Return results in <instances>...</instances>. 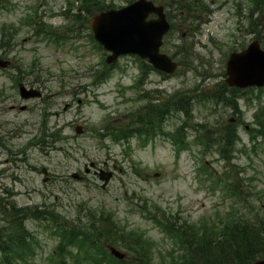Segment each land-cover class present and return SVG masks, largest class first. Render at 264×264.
<instances>
[{
	"label": "rangeland",
	"instance_id": "obj_1",
	"mask_svg": "<svg viewBox=\"0 0 264 264\" xmlns=\"http://www.w3.org/2000/svg\"><path fill=\"white\" fill-rule=\"evenodd\" d=\"M99 1L108 10L136 0ZM82 2L5 0L0 4V56L12 61L9 70L0 69V203L54 211L75 229L89 227L87 216L104 213L103 218L149 240L154 264H171L179 247L149 214L212 226L229 214L251 215L254 206L264 207V141L250 140L256 114L264 113V88L232 92L226 86V96L235 98L240 113L196 101L220 91L231 53L256 40L264 49V0H155L172 22L162 48L180 65L172 75L155 69L142 75V67L149 64L133 55L107 65L108 53L93 39L92 16L85 13ZM106 67L97 84L95 77ZM20 82L41 89L43 98L22 100ZM176 94L196 98L191 116L170 112L162 135L152 141L134 136L116 142L103 130L122 125L141 108L161 107ZM22 105L26 111L20 110ZM239 117L244 120L238 128L241 141L229 160L215 148L196 144L198 132L192 125L200 130L210 125L219 131ZM78 126L84 130L81 135L76 133ZM182 126H188L184 149L168 135ZM47 129L61 140L40 142ZM101 168L114 172L105 189L94 173ZM75 172L84 179H72ZM4 223L0 218V230ZM45 223L25 221L36 250L27 261L18 259L15 264H96L95 258L108 259L97 250L78 253L77 246L61 254L60 237L52 234L55 225ZM4 239L0 231V244ZM116 247L127 252L121 245ZM0 264H8L1 252Z\"/></svg>",
	"mask_w": 264,
	"mask_h": 264
},
{
	"label": "trees",
	"instance_id": "obj_2",
	"mask_svg": "<svg viewBox=\"0 0 264 264\" xmlns=\"http://www.w3.org/2000/svg\"><path fill=\"white\" fill-rule=\"evenodd\" d=\"M82 6L85 7V13L89 16L110 8L105 5L103 7L99 0H83ZM76 17L80 18L79 15ZM144 65V73L147 69H152L150 65ZM107 70L106 67L95 77L97 84L101 83ZM225 89L226 85L224 84L220 86V91H214L201 100L188 97L186 94H176L172 96L173 99H168L167 103L161 107L150 105V107L141 108L132 115L131 119L130 115L127 116L121 122L122 125L114 128L106 127L103 130L116 142L128 141L134 136L142 137L148 142L149 139L161 133L165 116L170 112L174 111L177 114L190 117L194 100L200 103L203 101L212 102L216 106L224 105L233 109L234 112L240 113L237 101L235 98L227 97L228 92ZM232 91L240 92L238 89H232ZM146 95L147 93H145V98H147ZM237 120V123L228 121L219 131L210 125L203 126L201 130L197 128L199 126L192 125L191 127L196 128L195 131L198 132L196 144H205L210 148L217 146L221 157L229 160L235 146L241 141L238 128L239 124L244 123V120L240 117ZM186 127L188 126H182L180 131L174 134L181 149L185 148L184 128ZM251 130L253 143L261 139L264 141V113L262 111L256 114L255 127H252ZM50 139L53 143L61 140L56 138V133H49V129H47L40 142L46 143ZM233 193L236 194L237 191L234 189ZM54 213L48 209L19 208L10 202L0 203V218L5 222L4 228L0 230L5 236V239L1 240L0 252L5 262L15 264L14 261L18 259L27 261L34 255L36 250L34 238L25 225L26 220L32 219L42 224L46 222L47 227L55 225L56 228H52V234L60 237L58 249L62 253L66 252L68 247L77 246L78 253L86 252L89 247L88 251L98 249L99 252L107 254L104 245H97V242H102L103 244L123 246L129 252V258L124 261L110 258L109 262H105L102 257L101 264H154L149 240L134 230H124L109 218H103L104 213L100 217L90 218L87 216L89 227L85 225L78 230L67 226V222L60 220ZM155 216L161 217L159 214ZM161 218L163 219V217ZM162 219H157L159 224L162 223L164 229L174 237L180 248L178 256L174 257L171 264H245L264 259V207L256 208L254 206L251 215L229 214L221 220V224L212 226L206 224L188 225L176 220H165L164 222Z\"/></svg>",
	"mask_w": 264,
	"mask_h": 264
},
{
	"label": "water",
	"instance_id": "obj_3",
	"mask_svg": "<svg viewBox=\"0 0 264 264\" xmlns=\"http://www.w3.org/2000/svg\"><path fill=\"white\" fill-rule=\"evenodd\" d=\"M2 0H0L1 2ZM151 14L158 18L148 20ZM91 29L94 38L111 55L107 57V63L113 64L121 55L136 54L142 59H148L155 68L168 74L174 73L178 64L168 55L160 52L163 37L171 29L164 8L156 6L153 1L137 0L131 5L119 10H109L96 14L92 17ZM11 62L0 58V67L8 68ZM226 83L229 87L248 88L264 86V50L260 48L258 41H254L248 49L242 52H234L230 55L227 63ZM20 95L23 99L41 98V91L25 85H20ZM26 107H21L25 110ZM77 134H82L81 127L76 128ZM92 166H94L92 164ZM86 172H90L89 169ZM44 173L47 170L44 169ZM98 176L105 181L103 188L107 186L112 172L100 170ZM74 179H80L78 173L72 175ZM49 179H45L47 182ZM111 253L124 259L126 254L109 247ZM251 264H264V259Z\"/></svg>",
	"mask_w": 264,
	"mask_h": 264
}]
</instances>
